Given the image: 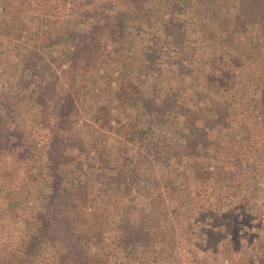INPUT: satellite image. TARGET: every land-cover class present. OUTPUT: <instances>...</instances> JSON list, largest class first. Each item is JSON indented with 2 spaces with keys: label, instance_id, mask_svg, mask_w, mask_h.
I'll return each mask as SVG.
<instances>
[{
  "label": "trees",
  "instance_id": "obj_1",
  "mask_svg": "<svg viewBox=\"0 0 264 264\" xmlns=\"http://www.w3.org/2000/svg\"><path fill=\"white\" fill-rule=\"evenodd\" d=\"M223 1H227V5L231 1L237 2V12L229 15L221 11ZM150 2L107 0L102 12H93L92 21L73 19L69 29L75 39L73 48L59 50L64 53L61 64L65 68L60 69L62 79L58 82L49 80L50 85L38 93L37 98L34 91L21 89L30 81L25 78L24 71L17 75L10 69L8 76L16 78L21 92L14 93L15 97L34 104L46 120L43 131L46 141L42 139L41 142L48 144L49 154L44 173L43 167H38V171L43 174L39 184L44 183L42 186L48 187V193L44 211L36 209L37 222L34 225L27 228L29 222L23 218L15 223L18 227L17 242L10 250L2 252L0 249V264H212L215 260L223 262L234 258L231 251L234 244L254 245L244 228L247 225L251 227L250 221L255 222L254 228L261 231L264 238V230H261L264 229V200L260 207L254 203L258 194L264 198V0H173L169 4L182 9L187 6L204 23L221 15L222 40V37L234 40L236 32L247 33V24L255 23L258 27L256 39L249 45L254 48L253 57L260 63L262 72H254L256 81L250 83L242 77L244 73L240 64H230L229 60L225 65H230V68L219 66L211 73L204 69L184 72L190 79L189 86L197 83L189 100L197 94L202 96L199 98L198 95L199 103L193 107L191 104V108L181 105L177 111L168 112L173 116L182 115V122L197 124L199 121L201 130L210 128L213 131L210 134L205 131L195 133L196 136L176 148L170 144L173 149L168 146L167 151L166 148L153 151V155L150 154L153 161L159 159L158 154H166L164 162L159 159L163 178L157 176L154 162L149 157L140 167L142 163H137L134 158H121L122 154L109 146L105 132L100 133L99 140L93 132H87L89 148L96 154L97 167L92 177L104 185L103 197L99 205L92 204L88 206L89 210H82L83 204L89 203L88 193L83 189L78 191L76 198L70 199V209L63 206L67 205L68 191L77 189L80 182L79 177L67 179L61 170L62 158L79 156L65 149L72 118L78 114L76 101L83 95L81 92L92 86L91 72H97L108 62L111 41L123 40L126 45L124 52L127 53L125 58L122 57L126 74L122 72L125 68L122 63L116 66L120 76L113 91L114 105L120 106L123 116L132 118L124 109L131 103H137L138 96L143 95L136 79L143 70L149 45L135 46L131 43L127 47L128 33L124 30L133 20H141L140 13ZM142 22H148L147 28L152 26L150 19L140 24ZM62 37L63 34L60 35ZM246 54L250 56V53ZM217 58L221 59L222 55ZM15 59L14 65L26 63L27 66L35 60L40 73L36 75L32 71L29 76L31 79L34 76L39 80L45 78L46 81L48 76L45 73L50 67L48 61L56 60L51 56L46 61L30 48H19L13 61ZM133 62L135 65L132 66ZM146 74L144 71L141 76ZM131 79L136 81L135 84L128 83ZM208 81L212 85H204ZM212 86V90L223 99L221 103L213 101L211 107L206 108L204 104L209 99L205 92ZM25 95L27 97H23ZM2 97L0 95V104ZM17 99L12 102L15 108L19 106ZM106 102L114 106L111 99ZM104 103L98 106L94 116L101 129L109 112ZM10 124L0 118L1 146L6 147L7 139L14 136L10 134ZM111 129L112 126L106 127L108 131ZM14 143L15 146L19 144ZM122 171L124 174L120 175ZM129 186L131 190L126 192ZM168 186L169 191L165 195L160 188L168 190ZM111 188L119 189L126 199L122 207L115 197L107 194ZM6 210L15 220L23 213L11 206ZM248 210L251 213L245 216ZM164 225L163 233L160 228ZM262 255L264 251L261 250V253H248L245 257L254 263L264 259Z\"/></svg>",
  "mask_w": 264,
  "mask_h": 264
},
{
  "label": "rangeland",
  "instance_id": "obj_2",
  "mask_svg": "<svg viewBox=\"0 0 264 264\" xmlns=\"http://www.w3.org/2000/svg\"><path fill=\"white\" fill-rule=\"evenodd\" d=\"M106 1L0 0V95H3L0 104V118L11 123L10 134L15 137V140L13 137L7 139L6 147L0 144V249L2 252L3 250H10V247L13 248L17 242L18 227L15 223L23 218L29 222L28 228L37 222L36 209L44 211L45 195L48 193V187L42 186L44 183L39 184L43 174L38 171V167H43L44 173L46 169L44 164L47 160V154H49L48 144L43 145L41 142L42 139H46L43 134L46 129V120L34 104L27 103L24 98L17 99L15 97L14 93L21 92L17 87L16 78L8 76L10 69L11 73L15 74L16 72L17 75L24 71L25 78H29L30 81L24 87L21 86V89L26 92L34 91L36 93L34 97L45 90L50 85V81L58 82L62 79L60 69L65 68V65L61 64L64 53L59 52V50H71L73 43H75V39L69 30L71 21L78 18H85L87 22L92 21L94 19L93 12H102ZM172 1L151 0L150 4L140 13L141 20H133L134 22H130V25L124 30L125 33H130V35L126 34L127 47L131 43L135 46L149 45L148 55L145 57L146 61L143 62V70L136 79L143 95L138 96L137 103H131L124 109L127 116L132 118L123 116L120 106L113 103V101L115 102L113 91L117 77L120 76L116 66L121 63L124 65L122 61L127 55L124 52L126 45L121 39L110 42L108 64L105 63L104 67L101 66L102 68L98 69L97 72L94 70L91 72L92 86L86 92H81L83 95L76 101L78 114L72 118L69 128L70 138L67 142L69 145H66L65 149L66 152L71 151L70 153H75V155L78 153L79 156L74 159L62 158L61 170L67 179L79 177L78 185L80 187L77 185V189L68 191L66 197L68 207L63 204L65 209H70V199L76 198L78 191L83 189L88 193L86 196L89 203L83 204L82 210H89L88 206L96 205L103 197L101 193L104 185L92 177L93 170L97 167L96 154L94 150L89 148L86 139L87 132H93L98 140L100 133L105 132L104 135L110 143L109 146L114 147L118 153L120 152L121 158L128 156L136 159L137 163H142L139 165L140 167L146 164L145 161L149 157L154 162L157 176L163 178L160 168L162 162L159 159L162 158L164 162L166 154H158L159 159L156 157L158 160L153 161L150 156V154L153 155V151L165 148L167 151L168 146L173 149L171 145H174L176 148L178 144L182 145L189 138L196 136L195 133L205 131L210 134L213 131L210 128L201 130L199 121L197 124H187L182 122L184 121L182 115L173 116L172 113L168 112L177 111L178 106L181 105L191 108V104L192 107L197 105L198 99L202 96L197 94L189 100L192 89L197 83L189 86L190 79L185 76L184 72L186 70L204 69L211 73L213 68L219 66L230 68V65H225L228 60L230 64H240L244 73L242 77L250 83L256 81L254 72H262L260 63L253 57L254 48L249 45L256 39L255 34L258 27L255 23L253 25L247 24V33L236 32L234 40L225 39V37H222V40L220 38L221 15L216 20L204 23L187 6L186 9L170 6ZM226 2L223 1L221 11L234 15L237 12V2L231 1V3L228 2V5ZM97 14L99 15V13ZM145 19L151 20L152 26L150 28H147L148 22L140 24ZM62 34L64 37L61 39L60 35ZM57 38L58 40H56ZM19 48L20 50L21 48H26V50L30 48L42 55L46 61H48L47 58L50 60L51 56L56 59L47 62L50 66L49 72L45 73L48 76L47 81L45 78L39 80L36 76L33 79L29 76L32 71H35L36 75L40 73L35 60H32L28 66L26 63L14 65L16 59L14 61L13 59ZM245 53H250V56L245 55ZM218 55H222V58L218 59ZM167 59L172 62L167 63ZM254 64L259 66L256 67ZM126 70L125 67L122 72L126 74ZM144 71L147 74L142 77ZM135 82L134 79H131L128 83L133 85ZM204 85L210 86L212 84L208 81ZM9 87H11L10 96ZM212 89L213 86L205 92L206 98L209 99V102L204 104L206 108L211 107L213 101L218 100L221 103L223 99ZM198 95L199 98H197ZM23 97H27V95ZM14 98L19 102V106L16 108L12 106ZM107 99H111L114 106L106 102ZM104 101L109 112L104 128L101 129L98 127L94 116L98 111V106ZM212 110L214 111L213 108ZM133 111H135L134 114H132ZM110 126H112L111 131L106 130V127L109 128ZM167 140L172 142L169 143ZM15 141L16 144L19 143L17 146H15ZM89 169H91V174L88 172ZM113 174L117 173L113 172ZM123 174V171L120 172V175ZM176 178H174L175 182ZM160 189L163 194L167 195L169 186L168 190ZM130 190L131 187L129 186L126 192H130ZM9 192L10 194H8ZM257 192L261 193L262 191ZM107 194L115 197L120 207L126 203V199L122 197L119 189L111 188ZM263 200V196L258 194L254 203L260 207ZM10 206L13 210L23 212L19 219L16 218L15 220L11 216V212L6 210ZM250 213L251 211H246L245 216ZM249 223L251 227L247 225L244 228L247 230L246 236L251 237V242L254 245L244 247L234 244L231 249L234 258L227 261L223 260V262L215 260L212 264H264L262 261L264 259L258 262L255 260L254 263L246 260V254L255 255L256 252L264 251V238L261 231L254 228L255 222L250 221ZM141 226L143 227V225ZM27 228L25 232H27ZM106 228L110 229L108 226ZM164 228L165 225L160 228L163 233ZM173 231L176 230L173 229ZM238 233H241V230ZM105 240L109 241L108 239ZM238 255L244 260L240 261Z\"/></svg>",
  "mask_w": 264,
  "mask_h": 264
},
{
  "label": "built area",
  "instance_id": "obj_3",
  "mask_svg": "<svg viewBox=\"0 0 264 264\" xmlns=\"http://www.w3.org/2000/svg\"><path fill=\"white\" fill-rule=\"evenodd\" d=\"M224 261H226V260H224Z\"/></svg>",
  "mask_w": 264,
  "mask_h": 264
}]
</instances>
